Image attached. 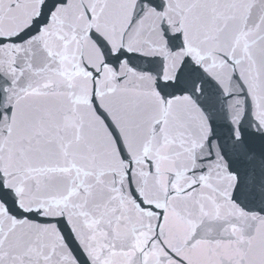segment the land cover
Segmentation results:
<instances>
[{"label": "snow or ice", "instance_id": "1", "mask_svg": "<svg viewBox=\"0 0 264 264\" xmlns=\"http://www.w3.org/2000/svg\"><path fill=\"white\" fill-rule=\"evenodd\" d=\"M0 264H264V0H0Z\"/></svg>", "mask_w": 264, "mask_h": 264}]
</instances>
